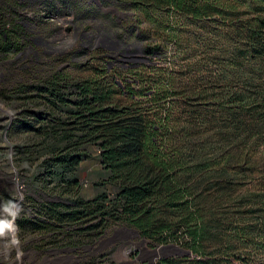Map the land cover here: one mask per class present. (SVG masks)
Segmentation results:
<instances>
[{"label": "trees", "instance_id": "1", "mask_svg": "<svg viewBox=\"0 0 264 264\" xmlns=\"http://www.w3.org/2000/svg\"><path fill=\"white\" fill-rule=\"evenodd\" d=\"M68 13L140 42V63L103 45L45 59L36 40ZM28 53L39 65L0 92L23 106L12 130L35 195L10 214L26 250L117 264L104 245L129 229L163 250L140 264H264V0H0V66Z\"/></svg>", "mask_w": 264, "mask_h": 264}, {"label": "rangeland", "instance_id": "2", "mask_svg": "<svg viewBox=\"0 0 264 264\" xmlns=\"http://www.w3.org/2000/svg\"><path fill=\"white\" fill-rule=\"evenodd\" d=\"M106 11L120 19L124 18V14L113 8H107ZM24 12L25 16L32 14V11L27 9ZM51 24L58 26V32L46 40L45 38L36 40V46L45 51V59L54 55L67 57L72 50L82 45L94 47L87 41L86 35V33L94 31L86 29V26L92 24L84 23L83 20L76 18L74 14L68 13L63 17H50L49 25ZM103 32L104 29H101L99 34L104 36ZM133 48L134 52L132 51L131 56L134 57V62L140 63V45ZM33 56V53L23 54L22 58L15 60L10 65L12 73H8L6 64L0 66L1 93H4L6 88H10V85L14 82L12 79L17 78L16 75H20L24 68L39 65L34 58H31ZM68 65L69 62L63 64L62 67ZM11 74H15L12 79H10ZM22 109L23 106L20 102L10 97L0 98V221L11 224V229L6 228L4 233L0 235V264H74L78 261V258L71 252H49L45 256L26 250L18 236L16 223L11 219V214L19 209L27 194L35 195V191L30 188V184L26 183V177H23L20 173L16 155V145L22 144L26 136L17 134L12 130L16 119L22 114ZM101 170L97 154L83 162L82 185L83 193L87 197L95 195L94 183L100 181L98 172ZM8 199L13 200L12 205L8 204ZM3 204L9 205V208L4 207ZM113 246H117L114 253L117 264H140L145 261H152L163 253L162 249L152 250L147 242L140 240L135 231L129 229L119 230L113 240L106 242L104 245L108 248Z\"/></svg>", "mask_w": 264, "mask_h": 264}, {"label": "flooded vegetation", "instance_id": "3", "mask_svg": "<svg viewBox=\"0 0 264 264\" xmlns=\"http://www.w3.org/2000/svg\"><path fill=\"white\" fill-rule=\"evenodd\" d=\"M87 37L89 38L90 44L95 45V47L103 45L104 47H114L118 50H123L122 56L124 57L125 61H135L134 57L131 56V53L134 52V46L140 45L139 43H132L129 44V47L124 44L123 39L117 37V36H111L108 34H104V36H101V34H91L88 32ZM125 50V51H124ZM133 51V52H132Z\"/></svg>", "mask_w": 264, "mask_h": 264}, {"label": "clouds", "instance_id": "4", "mask_svg": "<svg viewBox=\"0 0 264 264\" xmlns=\"http://www.w3.org/2000/svg\"><path fill=\"white\" fill-rule=\"evenodd\" d=\"M6 228L11 229V224L0 221V235L4 233Z\"/></svg>", "mask_w": 264, "mask_h": 264}]
</instances>
